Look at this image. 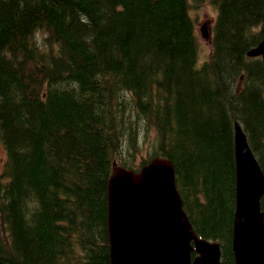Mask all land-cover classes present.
Returning <instances> with one entry per match:
<instances>
[{
	"label": "trees",
	"instance_id": "16d2710c",
	"mask_svg": "<svg viewBox=\"0 0 264 264\" xmlns=\"http://www.w3.org/2000/svg\"><path fill=\"white\" fill-rule=\"evenodd\" d=\"M204 2L199 62L189 11ZM263 35L264 0H0V264H111L112 162L155 157L235 264L234 125L264 173V63L247 55Z\"/></svg>",
	"mask_w": 264,
	"mask_h": 264
},
{
	"label": "water",
	"instance_id": "95a60500",
	"mask_svg": "<svg viewBox=\"0 0 264 264\" xmlns=\"http://www.w3.org/2000/svg\"><path fill=\"white\" fill-rule=\"evenodd\" d=\"M200 31L208 37L207 23H203ZM247 55H260L264 63V36ZM234 155V262L264 264V212L260 206L264 173L237 123L234 125ZM112 166L107 182L111 264L219 263L218 243L199 237L182 208L169 159L155 157L138 171L116 164L115 160ZM192 251L197 253L193 259Z\"/></svg>",
	"mask_w": 264,
	"mask_h": 264
},
{
	"label": "rangeland",
	"instance_id": "374dc122",
	"mask_svg": "<svg viewBox=\"0 0 264 264\" xmlns=\"http://www.w3.org/2000/svg\"><path fill=\"white\" fill-rule=\"evenodd\" d=\"M190 15L194 21V31L198 42V60L202 62L209 58L210 50H211V43H210V36L213 30V26L216 19L217 10L216 8L208 2H204L199 4L196 7H190ZM203 23H207V32L208 38H204L201 35L200 27ZM218 95V94H216ZM214 95V96H216ZM222 101L220 97L214 99V102ZM154 136L153 130H151L150 137ZM155 145L147 144V151H151ZM145 155V154H144ZM143 155V156H144ZM143 156L139 159L137 163H139ZM242 156V155H241ZM6 153L3 148L2 143L0 142V173L3 169V164L5 162ZM249 158V157H248ZM242 160V159H241ZM140 168L136 169L139 170ZM175 178V177H174ZM176 185V184H175ZM97 247L99 244L96 245Z\"/></svg>",
	"mask_w": 264,
	"mask_h": 264
}]
</instances>
